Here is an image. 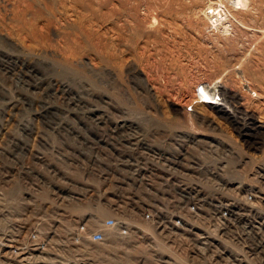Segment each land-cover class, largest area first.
<instances>
[{"label":"rangeland","instance_id":"1","mask_svg":"<svg viewBox=\"0 0 264 264\" xmlns=\"http://www.w3.org/2000/svg\"><path fill=\"white\" fill-rule=\"evenodd\" d=\"M0 264H264V0H0Z\"/></svg>","mask_w":264,"mask_h":264},{"label":"built area","instance_id":"2","mask_svg":"<svg viewBox=\"0 0 264 264\" xmlns=\"http://www.w3.org/2000/svg\"><path fill=\"white\" fill-rule=\"evenodd\" d=\"M209 82H212V81L209 80L206 83H209ZM214 82L215 81H213L212 83H214ZM212 83H209V84H212ZM204 88L209 89V91H208L210 93L209 100L211 101V103L224 105V98L222 95H220L219 92H216V86L211 87V86H207V85H202L199 87V89H198L199 92L197 91L196 97L194 98L193 102L184 106L185 112L190 113V114L195 113V112H193L194 111V105L197 103H201L205 97L204 96ZM247 91L251 92L252 94H255V91L252 90L250 87ZM212 108L214 109V107H212Z\"/></svg>","mask_w":264,"mask_h":264},{"label":"bare ground","instance_id":"3","mask_svg":"<svg viewBox=\"0 0 264 264\" xmlns=\"http://www.w3.org/2000/svg\"><path fill=\"white\" fill-rule=\"evenodd\" d=\"M212 82H213V81H212ZM212 82H209V83H212ZM209 83L203 82V83L201 84V86H202V85H207V86H211V87L216 86V92H219L220 95H222L223 98L225 99L224 94H223V92H222V84L220 83V81L215 80L214 83H212V84H209ZM247 90H248V89H247ZM208 91H209V89L204 88V96H205V97H204V99L202 100L201 103H203V104H212L211 106H213L214 103H211V101L209 100L210 93H209ZM198 92H199V90H198Z\"/></svg>","mask_w":264,"mask_h":264}]
</instances>
